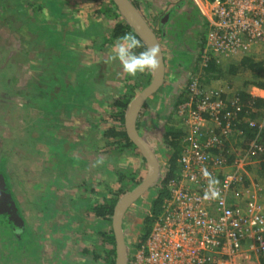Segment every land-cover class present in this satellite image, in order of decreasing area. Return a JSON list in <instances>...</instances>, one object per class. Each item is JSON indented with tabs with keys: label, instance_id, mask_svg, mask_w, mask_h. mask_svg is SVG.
Segmentation results:
<instances>
[{
	"label": "rangeland",
	"instance_id": "1",
	"mask_svg": "<svg viewBox=\"0 0 264 264\" xmlns=\"http://www.w3.org/2000/svg\"><path fill=\"white\" fill-rule=\"evenodd\" d=\"M130 1L159 38L164 55L165 80L162 87L148 97L138 118V131L158 157L160 177L124 217L129 264L133 263L131 258L138 251L134 249L143 232V227L139 231L138 227L142 226L146 216H152L151 207L157 196V184L165 174L168 149L163 139L164 124L176 126L181 122L177 116L178 106H170L172 117L166 123L161 119L162 110L171 102V96L187 97L191 77L196 75L195 70L189 69L192 57L184 53L175 54V50L169 46V40L160 36V21L176 5L181 14L178 18L190 13V20L177 23L182 28L186 22L192 25L185 35V44L196 49L199 47L197 38L203 30L197 10L201 11L199 4L206 0ZM107 4L106 0H0V47H13L9 56L21 63L17 73L21 76L16 84L18 92L6 99L3 117L8 125L0 127L1 136H10V127H30L33 137L45 138L47 141L34 147L39 153L29 152L25 158L33 157L42 169L56 170L59 160L65 157L71 166L78 169L70 179L63 178L52 185H40V179L32 177L26 180L27 183L35 184L34 187L44 194L36 202L41 207L37 213L38 219L30 222L31 226H37L35 232L39 236L41 264H85L86 258L94 257L95 250L100 252V259L92 263L104 264L106 251L98 243L97 217L91 207L103 204L110 197L119 201L147 174V164L139 149H118L116 145L108 143L103 135L108 127H121V122L116 118L121 109L114 106V100L128 96L131 102L151 83L154 75V72H145L135 77L128 76L119 61L109 59L111 49L118 40L110 41L114 27L122 17L115 18L112 13L103 11ZM91 24L101 26L99 36L86 38L76 35L87 30ZM104 36L108 40L103 43L101 37ZM179 36L176 33V37ZM63 48L72 51L71 57L79 65L99 67L100 77L107 86L103 93L93 96V91H90L77 95L76 71L62 69L59 64V61L63 62L60 58ZM257 53L264 57V49ZM236 58L231 56L224 59L225 72L227 65L239 61ZM230 78L225 73L221 80H214L205 89H220ZM36 120L43 124L36 125ZM151 121L153 124L159 122L162 130H156L153 124L147 125ZM58 141H61L60 145ZM97 160H102L104 172L95 167ZM29 169V166H25L24 171ZM119 174H123L124 178H120ZM253 179L264 202V177L254 174ZM51 201L53 212L49 208ZM111 226L112 223H107L98 228L108 231Z\"/></svg>",
	"mask_w": 264,
	"mask_h": 264
},
{
	"label": "trees",
	"instance_id": "2",
	"mask_svg": "<svg viewBox=\"0 0 264 264\" xmlns=\"http://www.w3.org/2000/svg\"><path fill=\"white\" fill-rule=\"evenodd\" d=\"M8 1L18 2V0ZM106 1H108V4L102 10L110 14L112 13L115 18L122 17V20L115 24L114 33L110 41H116L125 33H132L142 42L144 47H147L143 39L122 16L115 3L112 0ZM196 8L198 9L197 6ZM197 11L200 15L201 24L203 23V30L197 38L199 39L198 48L192 49L191 46L185 44V35L190 31L192 25L190 26L186 22V25L184 24L185 26L182 28L178 26L177 21L190 20V13L178 18V15L180 16L181 14L178 13L179 6L177 5L166 12L161 18L160 36L169 40V46L175 50V54L180 55L184 53L189 55L190 58L192 57L189 69L195 70L198 75V83L203 89L210 86L214 80H221L225 73L231 77L222 85L224 91H220L217 96L224 103L220 118L222 120H229L232 125L231 133L220 137L222 140L221 147L224 150H218V152L226 156L230 161L236 156L246 154L250 145L255 142L260 149L249 169L252 176L258 174L264 177V126H262V123L264 124V98L254 96L250 92L253 87L264 89V57L255 52L246 53L237 63L227 65V72H225L226 70L223 69L226 66L223 63L224 61H220L216 55L211 53L207 65L201 66L200 61L205 51L208 23L201 11L199 9ZM101 31L100 25L91 24L87 30L75 34L90 38L92 36H99ZM176 33L180 35L179 38L176 37ZM101 40L104 43L107 42L108 38L104 36L101 37ZM13 50V47H0L1 128L8 125L3 117L4 109L7 107L6 99L11 94L18 92L16 84L21 77L17 74L20 71L21 66L19 64L21 63H18L15 58L9 56ZM142 50L143 48L137 51ZM18 52H21V50H18ZM71 55V50L63 48L60 56L63 62L60 63L59 61V64L62 66V69L66 68L67 70L76 71L77 95L90 91H93V96L103 93V90L107 86L103 84V79L100 77V73L98 72L99 67L97 65H79ZM171 97V102L165 105L161 113V119H164L165 123L172 117L169 111L170 106L174 104L177 107L188 99L185 95ZM129 103L130 99L128 96H121L114 100V106L121 109L116 114V118L121 122V127L111 126L103 131L104 139L121 150L132 149L133 147L137 148L128 136L125 128V116ZM227 114H230L232 117L226 119L225 115ZM35 124L41 126L43 122L36 120ZM151 124H153L152 121L147 123V125ZM153 125L156 126V130H162L163 128L160 127L157 121ZM137 128H140L139 119ZM10 129V136L2 137V131L0 132V136L2 137L0 144V264H41L42 252L37 240L39 237L38 233L35 232L37 226H31L30 222H35L38 219L37 213L41 207L36 202H39L44 194L34 187L35 184L27 183L26 180L32 177L35 180L40 179V183L38 182L40 185H52L58 183L63 178L70 179L78 169L71 166L65 157L59 160L56 170L50 168L42 169L41 166L36 164L33 157L28 158V156L27 159L25 156L29 152L32 154L39 153L40 151L35 150L34 147L47 140L45 138L33 137L30 134V127L26 129L10 127ZM185 134L186 131L182 122H179L176 126L164 124L163 139L168 149V161L167 165L164 166L165 174L157 184V196L152 201V216H146L142 226L138 227V231L143 227V232L139 243L134 249L135 251L139 250L145 243L156 216L162 210L164 200L169 197V183L176 178L179 171V160L182 156ZM58 144L60 145L61 141H58ZM143 159L145 160L144 157ZM25 166L30 167L26 172L24 171ZM95 167L102 172L105 171L102 160H97ZM119 176L120 178H124L123 174H119ZM133 184L135 185L136 182ZM117 202L118 200L115 197H110L106 198L103 204L91 207V211L97 217L96 227L100 236L98 243L106 251H104L106 253L104 264H115L116 240L112 226L108 231H101L99 228L104 227L107 223H112V216ZM52 203L51 201L49 204L51 212L54 210ZM84 251L89 252V250ZM94 252H96L94 257L86 258L85 264H93L92 262L100 259V252L98 250ZM260 264H264V254L260 257Z\"/></svg>",
	"mask_w": 264,
	"mask_h": 264
},
{
	"label": "built area",
	"instance_id": "3",
	"mask_svg": "<svg viewBox=\"0 0 264 264\" xmlns=\"http://www.w3.org/2000/svg\"><path fill=\"white\" fill-rule=\"evenodd\" d=\"M199 6L208 23L201 66L211 53L224 61L264 49V0H206ZM220 91L203 89L197 73L191 77L188 99L177 107L186 131L179 171L131 264H260L264 202L249 169L260 148L254 142L230 161L218 152L224 150L220 137L232 131L230 121L220 118ZM210 181L215 199H205Z\"/></svg>",
	"mask_w": 264,
	"mask_h": 264
},
{
	"label": "water",
	"instance_id": "4",
	"mask_svg": "<svg viewBox=\"0 0 264 264\" xmlns=\"http://www.w3.org/2000/svg\"><path fill=\"white\" fill-rule=\"evenodd\" d=\"M122 16L132 26L133 30L143 39L146 46L157 44L161 51V62L157 71H154L153 80L129 103L125 116V128L128 136L141 151L147 164L145 178L126 193L116 204L112 216V228L116 240L115 264H128V249L124 233L123 220L129 208L151 188L160 177V163L151 146L142 137L137 128L138 118L148 97L156 93L165 80V62L159 38L144 18L139 9L130 0H112Z\"/></svg>",
	"mask_w": 264,
	"mask_h": 264
},
{
	"label": "clouds",
	"instance_id": "5",
	"mask_svg": "<svg viewBox=\"0 0 264 264\" xmlns=\"http://www.w3.org/2000/svg\"><path fill=\"white\" fill-rule=\"evenodd\" d=\"M142 48V51H137ZM161 55L157 44L144 47L135 35L125 33L114 43L109 59L119 61L123 72L128 76L135 77L138 73L157 71L161 62ZM207 175L208 173L205 172V176ZM214 183L215 181H210V192L205 194V199H215L219 195L217 191L212 189Z\"/></svg>",
	"mask_w": 264,
	"mask_h": 264
},
{
	"label": "crops",
	"instance_id": "6",
	"mask_svg": "<svg viewBox=\"0 0 264 264\" xmlns=\"http://www.w3.org/2000/svg\"><path fill=\"white\" fill-rule=\"evenodd\" d=\"M250 92H251V94H254V95H263L264 94L262 91L261 92L258 91L256 89V87L251 88Z\"/></svg>",
	"mask_w": 264,
	"mask_h": 264
}]
</instances>
